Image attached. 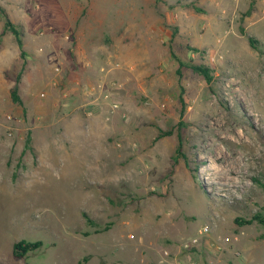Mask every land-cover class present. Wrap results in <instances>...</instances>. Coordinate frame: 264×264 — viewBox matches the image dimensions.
I'll return each mask as SVG.
<instances>
[{"label":"rangeland","instance_id":"rangeland-1","mask_svg":"<svg viewBox=\"0 0 264 264\" xmlns=\"http://www.w3.org/2000/svg\"><path fill=\"white\" fill-rule=\"evenodd\" d=\"M0 6V264H264V0Z\"/></svg>","mask_w":264,"mask_h":264},{"label":"trees","instance_id":"trees-1","mask_svg":"<svg viewBox=\"0 0 264 264\" xmlns=\"http://www.w3.org/2000/svg\"><path fill=\"white\" fill-rule=\"evenodd\" d=\"M0 13L5 17V25L2 31V35H4L5 33H7L8 31L11 32V34H13L15 36L16 39V43L18 44L20 50L22 51V40H21V32H19L13 25L12 23L9 21V18L5 12V10L0 6ZM249 43L252 46V48H255L254 46V40L252 38H249ZM23 54V52H22ZM192 71H194L195 73H198L200 75H202L206 81H210L211 80V75H210V70L208 67L204 66V65H197V64H190L188 66ZM22 73H20L17 76V80L15 85L11 88V99L13 101V103L18 104V105H22V99L19 96V83H20V79H21ZM170 133H167L166 135H169ZM181 147V141L179 142V146L177 148V152H180V148ZM254 221H258V223L263 224L264 225V218H262L261 216L257 215L254 216V218H252L251 220H247V221H243L244 224H252ZM89 223H91V221L89 220ZM42 246V242L40 241H36V242H27L25 240H21L17 243L14 244L13 247V256L16 259H22L25 256H27L29 253L35 251L36 249L40 248Z\"/></svg>","mask_w":264,"mask_h":264},{"label":"bare ground","instance_id":"bare-ground-1","mask_svg":"<svg viewBox=\"0 0 264 264\" xmlns=\"http://www.w3.org/2000/svg\"><path fill=\"white\" fill-rule=\"evenodd\" d=\"M220 119H221V118H219V119L217 120V122L220 121ZM214 124L217 125L218 127H220L221 129L223 128V127H222V124H223V123H222V124L220 123V125H219V124H216V123H214ZM218 129H219V128H218ZM238 134H239V137H240L239 140L242 139L243 136H244L243 131H241V132L238 131ZM217 150L219 151V153H220L221 155H223V154L221 153V152H223V151H221L219 148H218ZM224 157H225V156H224ZM239 164H240V158H237L235 162H231V163H230V161H229V164H228V165H229V168H228V169H229V170H232V172H233V171H237L238 168H240V167H239ZM225 175H226V174H225ZM226 177H227V176H226ZM230 178H231V177H230ZM224 179H225V178H224ZM231 180H232V179H231ZM233 181H234V180H233Z\"/></svg>","mask_w":264,"mask_h":264}]
</instances>
